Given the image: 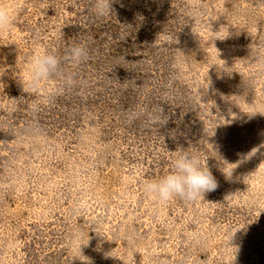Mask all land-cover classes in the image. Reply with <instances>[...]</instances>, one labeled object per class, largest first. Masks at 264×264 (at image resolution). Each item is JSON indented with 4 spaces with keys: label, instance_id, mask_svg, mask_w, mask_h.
<instances>
[{
    "label": "rangeland",
    "instance_id": "rangeland-1",
    "mask_svg": "<svg viewBox=\"0 0 264 264\" xmlns=\"http://www.w3.org/2000/svg\"><path fill=\"white\" fill-rule=\"evenodd\" d=\"M0 9V264H264V0ZM184 151L217 186L161 203Z\"/></svg>",
    "mask_w": 264,
    "mask_h": 264
},
{
    "label": "clouds",
    "instance_id": "clouds-1",
    "mask_svg": "<svg viewBox=\"0 0 264 264\" xmlns=\"http://www.w3.org/2000/svg\"><path fill=\"white\" fill-rule=\"evenodd\" d=\"M10 15L6 9H0V25L7 26ZM87 56L84 46L69 49L66 58L80 63ZM60 61L53 52L36 54L31 61L30 73L33 84L46 79L59 70ZM69 78V81L70 82ZM138 114L133 113L130 118ZM216 181L209 169L201 166L193 153L184 151L176 155L171 162L170 170L160 178L145 183V191L153 195L159 202L167 203L174 198L192 201L216 188Z\"/></svg>",
    "mask_w": 264,
    "mask_h": 264
}]
</instances>
